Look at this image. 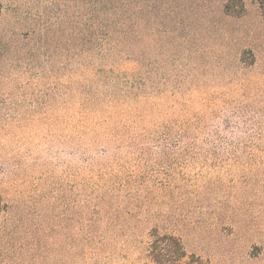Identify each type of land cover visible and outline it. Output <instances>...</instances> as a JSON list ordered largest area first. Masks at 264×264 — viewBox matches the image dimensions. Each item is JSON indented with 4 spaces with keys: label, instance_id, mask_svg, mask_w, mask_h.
<instances>
[{
    "label": "rangeland",
    "instance_id": "1",
    "mask_svg": "<svg viewBox=\"0 0 264 264\" xmlns=\"http://www.w3.org/2000/svg\"><path fill=\"white\" fill-rule=\"evenodd\" d=\"M82 1L0 0V264H156L158 235L180 239V264H264L259 5L223 18L229 0H176L147 90L118 99L68 51Z\"/></svg>",
    "mask_w": 264,
    "mask_h": 264
},
{
    "label": "trees",
    "instance_id": "2",
    "mask_svg": "<svg viewBox=\"0 0 264 264\" xmlns=\"http://www.w3.org/2000/svg\"><path fill=\"white\" fill-rule=\"evenodd\" d=\"M254 1L264 16V0ZM238 4L240 9L237 10ZM1 6L0 4V18ZM82 7L83 28H80V15L76 12L73 40L68 43L67 48L73 63L76 66L82 65L85 69L83 73L87 81H92L97 89L111 90L118 99L120 93L124 98L131 95L135 88L147 90L149 81L146 78L138 80V75L148 67L147 55L151 38L157 36L163 44L166 35L179 29L173 26L180 14L176 0H83ZM245 12L242 0H229L217 14L223 18L230 15L242 17ZM81 34L82 38L79 37ZM16 43H19L16 48L21 56V41ZM45 45L55 46L63 53L62 43ZM12 46L7 33H1L0 52L5 47L13 49ZM4 56L6 55L2 53L1 58ZM130 62L136 63L138 69H121L123 63ZM149 256L156 264H180L186 254L180 239L158 235ZM188 264L205 263L200 258L193 257Z\"/></svg>",
    "mask_w": 264,
    "mask_h": 264
}]
</instances>
